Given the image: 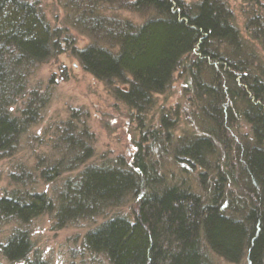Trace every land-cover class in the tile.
<instances>
[{
    "label": "trees",
    "instance_id": "trees-1",
    "mask_svg": "<svg viewBox=\"0 0 264 264\" xmlns=\"http://www.w3.org/2000/svg\"><path fill=\"white\" fill-rule=\"evenodd\" d=\"M124 1L121 7L150 14L137 23L91 9L86 25L117 49L94 44L73 54L133 111L142 132L132 159L87 165L56 199L8 190L0 197V233L8 226L0 264H48L36 252L28 261V225L43 213L76 223L129 199L136 204L131 214L86 233L89 253L103 252L111 264H212L208 249L231 263L264 264V0H244L254 4L241 22L226 0ZM66 34L37 1L0 0V160L12 159L46 107L48 91L29 92V79L68 50ZM181 71L188 100L161 110L151 125L154 96ZM82 126L65 123L60 160L47 156L42 177L51 180L91 156L92 133Z\"/></svg>",
    "mask_w": 264,
    "mask_h": 264
},
{
    "label": "rangeland",
    "instance_id": "rangeland-1",
    "mask_svg": "<svg viewBox=\"0 0 264 264\" xmlns=\"http://www.w3.org/2000/svg\"><path fill=\"white\" fill-rule=\"evenodd\" d=\"M35 1L40 4L50 24L53 27L67 28V34L72 40L65 53L40 64L29 79L28 86L31 89L28 90L29 92L36 90L39 95H43L48 91L49 97L40 118L24 136L25 144L21 145L12 159L0 160V197L8 190L19 188L33 192L44 191L56 199L65 184L70 180L76 181L78 174L87 165L113 163L118 157L124 159L126 157V161L131 160L132 152L135 151L134 143L139 141L142 132L136 127V120L131 116L133 111L118 101L103 81L86 71L73 54L75 49L94 44L117 49L116 44L112 43L107 34H100L98 30L95 31L86 25L89 12L94 9L96 10L94 12L105 14L107 19L118 15L123 21L128 19L137 23L143 22L150 13L143 15L121 7V4L126 2L124 0L111 4L102 0H93L96 3H91L89 0ZM226 1L236 8L235 14L240 22L243 20V14L247 13L254 4L243 3L244 0ZM182 73L181 71L175 74L164 93L154 96L155 106L147 113L148 119L149 117L152 119L151 125H158L161 110L167 107L175 109L178 104L183 105L188 100V94L186 95L183 90ZM27 98L21 99L16 105L17 108L22 110ZM68 120L77 123L81 129L84 128L83 123L89 127L93 140L91 156L75 169L63 171L62 168L65 167H62L58 176L48 180L50 177H42L41 171L46 166L47 156L48 158L52 156L50 161L53 163L60 160V153L56 151L60 142L58 137ZM13 173L14 180L11 177ZM52 174L54 172H51ZM46 175L48 176V173ZM134 210L136 204L133 199H129L117 208L96 215V218L82 219L76 223L60 222L55 214L45 212L28 225L34 245L28 261L30 263L38 253L48 264H111L103 252L89 253L85 249L83 245L85 235L108 218L117 214L129 215ZM3 229L0 239L4 238L8 226ZM206 251L212 264H247L246 258L239 263H231L208 249ZM6 264H27V262H6Z\"/></svg>",
    "mask_w": 264,
    "mask_h": 264
}]
</instances>
